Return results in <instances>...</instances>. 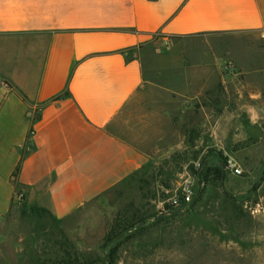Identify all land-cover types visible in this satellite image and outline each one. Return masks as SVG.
Listing matches in <instances>:
<instances>
[{"label":"rangeland","instance_id":"obj_1","mask_svg":"<svg viewBox=\"0 0 264 264\" xmlns=\"http://www.w3.org/2000/svg\"><path fill=\"white\" fill-rule=\"evenodd\" d=\"M138 53L162 89L133 102L116 130L150 164L63 221L29 203L15 173L0 264H264V39L199 36ZM174 82L198 98L172 101ZM229 160L240 175H201L199 186L204 162ZM189 184L197 194L177 208Z\"/></svg>","mask_w":264,"mask_h":264},{"label":"crops","instance_id":"obj_2","mask_svg":"<svg viewBox=\"0 0 264 264\" xmlns=\"http://www.w3.org/2000/svg\"><path fill=\"white\" fill-rule=\"evenodd\" d=\"M220 34L264 39V0H0V221L15 173L63 221L142 172L151 156L116 130L162 89L138 52ZM168 88L174 102L199 96Z\"/></svg>","mask_w":264,"mask_h":264},{"label":"built area","instance_id":"obj_3","mask_svg":"<svg viewBox=\"0 0 264 264\" xmlns=\"http://www.w3.org/2000/svg\"><path fill=\"white\" fill-rule=\"evenodd\" d=\"M195 166L196 168H199L200 164L198 163ZM226 170L231 171L234 175H240L242 173L241 169L238 168L237 165H235L232 160H229L227 162ZM196 194H197V190L195 188V185L189 184L183 189L182 197L180 199L178 198L174 203L177 205V208L188 205L190 202H192V200H194ZM258 212H259L258 208H255L253 210V213H258Z\"/></svg>","mask_w":264,"mask_h":264},{"label":"trees","instance_id":"obj_4","mask_svg":"<svg viewBox=\"0 0 264 264\" xmlns=\"http://www.w3.org/2000/svg\"><path fill=\"white\" fill-rule=\"evenodd\" d=\"M224 166H227V162L220 161L219 164L204 162L202 167V170L204 171L202 174L203 178H205V180H209L210 178L221 180L223 174L227 172V170L224 169Z\"/></svg>","mask_w":264,"mask_h":264},{"label":"water","instance_id":"obj_5","mask_svg":"<svg viewBox=\"0 0 264 264\" xmlns=\"http://www.w3.org/2000/svg\"><path fill=\"white\" fill-rule=\"evenodd\" d=\"M224 169L226 170V166H224ZM201 175H202V172L200 173L199 180H200V178H201ZM201 184H202V182H201V180H200V182H199V186H201Z\"/></svg>","mask_w":264,"mask_h":264}]
</instances>
